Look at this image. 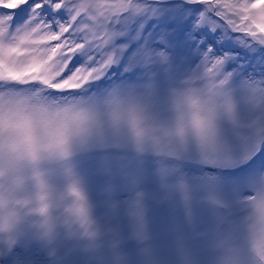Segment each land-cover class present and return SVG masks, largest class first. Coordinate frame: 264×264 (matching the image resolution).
<instances>
[{
    "label": "clouds",
    "instance_id": "clouds-1",
    "mask_svg": "<svg viewBox=\"0 0 264 264\" xmlns=\"http://www.w3.org/2000/svg\"><path fill=\"white\" fill-rule=\"evenodd\" d=\"M168 110L170 115L161 119L151 101L118 89L102 99L71 104L27 93L0 95V241L13 244L24 230L49 243L62 232L95 241L94 206L73 163L78 151L113 131L140 153L177 156L192 141L212 142L222 118H234L236 103L213 66L171 87ZM245 240L258 264H264V184L248 202ZM221 246V264H243L236 248L227 241Z\"/></svg>",
    "mask_w": 264,
    "mask_h": 264
},
{
    "label": "rangeland",
    "instance_id": "rangeland-1",
    "mask_svg": "<svg viewBox=\"0 0 264 264\" xmlns=\"http://www.w3.org/2000/svg\"><path fill=\"white\" fill-rule=\"evenodd\" d=\"M212 26L217 24V22H211ZM136 82L125 83L116 86L105 85L103 90L94 91L93 94L85 96L84 98H77L79 100H93L102 99L108 96L113 90L118 89L122 92H135L146 99L150 100L156 111L159 107L154 103L161 104V108L158 111L161 119H166L170 113L168 110V96L164 95L166 92H158L157 94H148L144 96L143 88L148 89L153 87L152 82L139 81L138 76L136 77ZM139 81V82H137ZM155 87H162V83L155 82ZM168 88V87H165ZM160 98L155 100L156 96ZM236 103V112L234 118L223 117L220 121L219 131L216 138L207 145H201L195 141L189 143V145L182 149L179 155L175 156L176 161L170 162L168 166L166 158L154 154L151 151L145 152L147 158L151 157L153 163L158 165L161 170L165 172V177L168 175L173 178L179 175L180 183L182 186L189 188L193 183L195 184V192L201 191L206 197L214 198L219 201L224 206H229V212L224 214L218 209H204L209 218H211L207 223H212L214 220L218 221L215 227H205L206 236L201 238H193L192 242L186 243V237L183 234L175 235L168 232H150L148 233L147 240H145V247L152 246L153 244H159V239H161L160 244H190V246L183 247L179 250L182 255H174L170 249L165 248V253L163 254V260L171 264H221L222 258L224 256L225 248L221 246V242L227 241L228 245L236 248L239 251L240 257L245 261H249L251 264H258L256 257L250 252L247 247L245 240V217L247 215L248 202L253 196V193L257 187L264 184V89L258 94V101L254 108L247 106L246 104L252 105L253 101H240L234 98ZM154 101V102H153ZM245 107V108H244ZM245 111H241V110ZM119 149L135 156V152H138L134 147L133 143L126 136L121 135L117 132L109 131L108 135L103 139L94 140L86 148L80 150L82 159L88 161L93 167L94 174H103V179L99 182L97 179L94 188L99 194L100 198L102 194L108 196L107 200L104 202L108 206L114 205L116 195L113 191V186L117 183L114 174L110 171L111 164L116 160V158L109 153L110 149ZM189 158L191 155H199L203 157L204 162L197 164L192 162V159L185 160L183 156ZM144 154L139 153L136 158L142 159ZM129 170L137 172L142 180L161 184L159 172L155 171L148 162L135 161L126 166ZM189 169L188 173H184V169ZM226 169V170H225ZM263 169V170H262ZM181 174V175H180ZM85 180L86 187L90 185L87 182V175L81 174ZM183 175V176H182ZM123 179L126 181L129 179L128 173H123ZM159 178V179H158ZM168 187L166 185L160 188H152L150 186L143 187L136 194H141L143 192H148L151 195L158 194H170L176 193L178 188H173L176 186L174 183L169 182ZM190 195L181 194L178 200L186 199ZM154 197V196H153ZM195 200V197H193ZM197 201V200H196ZM188 204L191 203L186 201ZM245 207V214L236 213V207L239 204ZM149 202L143 201V205L135 208L137 218H131L135 220L136 230H146L145 224L147 223L146 215L152 214L149 210L150 206L147 204ZM173 211V210H172ZM175 212V211H173ZM170 209H163L161 214L169 218V223L183 224L187 232L193 231L188 225L186 217H177V212L173 213ZM156 214V213H155ZM175 214V217H173ZM192 215V214H191ZM124 218L126 213H124ZM190 216V211L187 213V219ZM241 217V218H240ZM229 218L227 224L222 223L224 220ZM127 220V219H126ZM177 220H179L177 222ZM187 224H186V223ZM240 224L241 228H238ZM153 228L148 229L146 232L152 231ZM144 232V231H142ZM35 235L34 232L30 230H24L18 237L22 244L26 246H36L31 243L32 237ZM211 235L216 237L215 245H209L212 242ZM152 236L155 239H152ZM174 236V237H172ZM241 237V244L235 243L238 237ZM16 239V240H17ZM35 241L36 244L45 247L46 245L40 239ZM15 244V243H14ZM93 246L91 256L87 260L90 264H140L135 257L136 249L133 252L125 251L122 247L110 248L109 251L115 255H107L105 252V244L102 242L92 243ZM192 244V245H191ZM45 245V246H44ZM61 245V244H60ZM65 245H63V248ZM67 247V246H66ZM143 247V246H142ZM43 256L46 258L48 250L41 249ZM38 252L34 257H40L42 252ZM122 252L121 256H116L118 251ZM23 253V252H22ZM21 253V254H22ZM214 254L215 256L209 257L207 254ZM25 255V253H24ZM94 258L97 263H94ZM16 261V260H15ZM59 262H65L61 257ZM21 263V262H20ZM49 260L47 261V264ZM70 264V263H66ZM162 264V263H161Z\"/></svg>",
    "mask_w": 264,
    "mask_h": 264
},
{
    "label": "snow or ice",
    "instance_id": "snow-or-ice-1",
    "mask_svg": "<svg viewBox=\"0 0 264 264\" xmlns=\"http://www.w3.org/2000/svg\"><path fill=\"white\" fill-rule=\"evenodd\" d=\"M202 19L264 44V0H193ZM134 0H0V95L75 102L97 69L75 68L88 41L107 37ZM219 64L220 61L215 62Z\"/></svg>",
    "mask_w": 264,
    "mask_h": 264
}]
</instances>
